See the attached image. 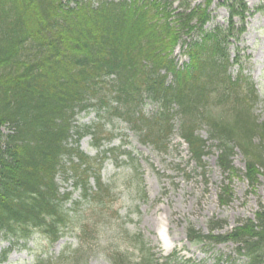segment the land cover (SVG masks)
Segmentation results:
<instances>
[{
  "label": "trees",
  "instance_id": "1",
  "mask_svg": "<svg viewBox=\"0 0 264 264\" xmlns=\"http://www.w3.org/2000/svg\"><path fill=\"white\" fill-rule=\"evenodd\" d=\"M191 1L177 0L171 8V0H0V238L25 244L38 232L52 244L81 214L80 201L108 194L99 160L79 151L80 139L89 133L74 126L79 113L124 120L143 144L159 152L177 134L202 175L203 158L213 147L227 182L240 177L252 189L264 177V121L253 114L258 94L234 46L244 33L247 5L223 0L224 24L208 28L212 0L204 6ZM182 36L188 39V62L178 69L172 52ZM145 101L157 106L150 117L140 112ZM202 128L207 139L199 135ZM72 135L74 146L69 147ZM237 153L243 172L234 168ZM66 158L75 159L71 175L78 202L57 186L56 176L67 170ZM231 197L223 185L219 203L228 205ZM66 204L75 208L65 209ZM97 225L77 221L69 229L80 247L34 264H84ZM225 225L209 221L207 235L189 227L186 236L195 245L231 242L244 264H264V203L258 204L254 220L215 234ZM126 245L127 252L138 253L137 262L115 250L109 264L174 263L157 259L138 235Z\"/></svg>",
  "mask_w": 264,
  "mask_h": 264
},
{
  "label": "rangeland",
  "instance_id": "2",
  "mask_svg": "<svg viewBox=\"0 0 264 264\" xmlns=\"http://www.w3.org/2000/svg\"><path fill=\"white\" fill-rule=\"evenodd\" d=\"M222 1L213 0L209 5L212 21L207 27L223 24L227 18V11L219 5ZM244 1L248 8L244 33L234 46L238 48L244 75L250 78L257 90L258 101L253 114L264 121V0ZM204 2L193 0L192 5L204 6ZM184 38L188 40L182 36V40ZM181 52V47L175 49L177 65L186 60ZM236 71V66H233L231 72ZM156 111L157 106L149 101H145L140 110L148 117ZM75 120L77 128H93L79 142V150L90 159H100V174L103 184L109 188L108 194L100 199L80 201L77 209L81 214L73 218L64 236L56 243L50 245L42 235L34 233L26 247L16 246L0 264H33L36 259L53 261L67 248L69 251L77 250L80 243L69 228L84 219L98 221L96 233L91 237L95 242L92 240L93 246L87 252L85 264H109L108 257L115 250L120 254L127 253L130 262L136 263L138 253L131 249L126 251V243L136 235L141 236L159 258L173 255L185 264H214L219 258L221 264H243L235 253L234 244L195 246L189 243L186 230L191 227L206 235L208 222L218 220L226 222V227L221 230L224 234L239 221L253 219L258 204L264 203L263 176H259L252 189L243 178H230L232 200L224 206L218 201V193L221 186L227 184V179L215 164V150H210L204 158L206 169L202 175L194 162L189 161L187 147L177 136L168 141L167 150L159 152L142 144L134 128L119 119L100 122L90 112L80 113ZM2 132L6 134L7 128H3ZM90 135L104 138L100 147L94 145ZM199 135L206 139V129L202 128ZM73 141L74 138L69 144L72 145ZM210 144L207 142V145ZM107 151L112 154L105 155ZM233 163L235 169L244 171V160L240 154L233 158ZM71 164L75 163L64 160L66 173L60 171L56 182L60 192L72 193V201L78 202V188H74L71 175L75 168ZM90 186L93 187L92 180ZM73 208V204L65 207L68 210ZM83 213L85 216H82ZM6 247V242H0V253Z\"/></svg>",
  "mask_w": 264,
  "mask_h": 264
},
{
  "label": "bare ground",
  "instance_id": "3",
  "mask_svg": "<svg viewBox=\"0 0 264 264\" xmlns=\"http://www.w3.org/2000/svg\"><path fill=\"white\" fill-rule=\"evenodd\" d=\"M232 161H233V159H232ZM233 179H238V178H240V177H232ZM225 185H227V187H228V189L231 191V189H230V184H229V181L227 182V184H225ZM224 185V186H225ZM231 200H232V197H231Z\"/></svg>",
  "mask_w": 264,
  "mask_h": 264
}]
</instances>
